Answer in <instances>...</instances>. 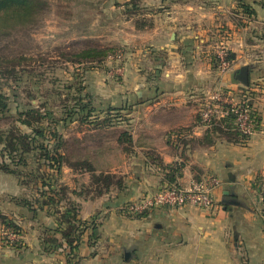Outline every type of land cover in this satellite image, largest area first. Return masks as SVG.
I'll return each instance as SVG.
<instances>
[{
	"label": "crops",
	"instance_id": "0c3cea01",
	"mask_svg": "<svg viewBox=\"0 0 264 264\" xmlns=\"http://www.w3.org/2000/svg\"><path fill=\"white\" fill-rule=\"evenodd\" d=\"M147 5L158 8L149 23L138 28L123 17L128 27L116 39L142 52L144 65L126 55L119 83H103L99 94L86 90L90 99L118 108L114 143L101 148L105 138L94 140V130L81 129L73 137L74 153L50 179L52 200L42 194L30 209L0 205L22 234L17 247L0 241V264H264V219L257 206L264 198V0ZM221 48L232 54L225 72L215 65ZM243 64L250 65L246 86L230 77ZM216 89L247 98L259 117L258 127L240 142L206 137L209 125L200 108ZM92 145L89 156L78 157V149ZM80 159L97 172L120 176L123 186L111 183L97 192L91 172L76 170ZM168 166L178 168L181 186L215 177L214 205L125 210L128 202L169 185ZM2 173L0 178L11 175ZM17 192L20 187L12 195ZM73 209L86 223L70 247L62 230L73 222Z\"/></svg>",
	"mask_w": 264,
	"mask_h": 264
},
{
	"label": "rangeland",
	"instance_id": "374dc122",
	"mask_svg": "<svg viewBox=\"0 0 264 264\" xmlns=\"http://www.w3.org/2000/svg\"><path fill=\"white\" fill-rule=\"evenodd\" d=\"M42 1L44 4H42L41 12L37 17L8 29V32L0 36V57L6 58L0 60V69L12 67L14 71H17L15 77L18 78V80H14L13 73L0 74V91L7 96L9 108L6 114L0 112V131L7 132L12 125H16L22 132L30 133V127L18 123L15 118H17V111L32 106L39 108L42 113L49 111V118L50 116L53 119L64 117L66 113L63 110L75 105L77 98L87 97L86 90L98 91L97 94H99L101 92L99 86H102L103 83L106 85L119 83L121 74L118 69L125 66L124 63L129 62L127 59L129 56L131 60L139 58L142 64L146 61L142 60L144 58L142 52L126 44H116V42L120 38L119 34L124 33L128 27L123 17L126 19L138 17L142 25L149 23L148 18L152 17L151 14L157 12L158 8L154 9L148 6L147 0L141 1L140 9L135 11L133 16H130V13L126 14L125 7L121 4H114L115 1L122 3L123 0ZM134 21L135 19H132L133 24ZM88 45L111 47L115 49L116 54H112L98 63H77L70 60L74 52ZM133 52H136L137 55H134ZM118 53H122L120 58L116 57ZM215 59L218 60L217 52ZM29 69L31 70L29 71ZM216 69L219 70L217 66ZM112 91L114 90L112 89ZM230 91L235 93V97L242 98L239 93ZM90 100L97 109L82 122L76 118L73 120L66 119L60 121L56 126L45 118L37 123V126L41 128L60 132L64 139L60 152L64 155L65 161L68 157L67 153H74L76 142L73 137L81 129L94 130L95 132L91 134L94 136L92 138L94 140L105 138L108 142L101 144V148L110 147L114 143L113 139L117 131L114 128L121 125L118 124L121 120L116 116V110L106 112L107 107L105 105L93 100V98ZM106 115L111 116L110 124L102 125L100 122ZM205 125L208 126V123ZM94 148L92 145L86 151L78 149L76 153L79 152L77 155L82 158L85 152L87 155ZM38 154L39 152L36 151L26 156L27 165L17 167L20 171L19 176L14 174L7 176L5 174L0 178L1 206L5 205L7 209L9 205L25 206L16 200L26 202L28 200L29 206L26 207L30 209L31 206L37 205L36 199L39 195L42 196L44 191L50 192L51 185L49 183L52 184L50 179L59 174L61 166L59 171L55 167L51 168L50 171H45L43 164L45 160L43 158L38 160L34 157ZM95 154L92 156L95 157ZM7 161L9 160L7 159ZM82 161L84 160L76 161L80 162L76 163V170L80 172L87 170L92 175L102 172H97L93 165L89 166ZM0 175L4 174L0 172ZM171 184L179 185L176 181ZM19 187L20 193L17 192V195H12L13 191L19 190ZM43 196L48 197L45 194ZM129 203L125 204V210ZM0 211L3 212L1 209ZM9 220L11 222L8 221L9 225L5 226L0 222V241L6 246H11L12 243L10 242L19 239L22 243L21 231L19 233L14 232L16 228L20 227L18 222L15 218H9ZM10 231L16 233L18 238L9 239L6 232Z\"/></svg>",
	"mask_w": 264,
	"mask_h": 264
},
{
	"label": "trees",
	"instance_id": "16d2710c",
	"mask_svg": "<svg viewBox=\"0 0 264 264\" xmlns=\"http://www.w3.org/2000/svg\"><path fill=\"white\" fill-rule=\"evenodd\" d=\"M141 1L142 0H123L122 3H119V1H115L114 4H121L125 7L126 14L130 13L129 15L133 16L134 12L140 9ZM42 4H44L42 0H0V36L4 35L5 32H8V29L18 24L29 22L33 17H37L41 12ZM128 18L135 19L134 24L136 27L140 28L142 26L138 17ZM115 52V49H112L111 47L88 45L80 49L79 51L74 52L70 60L77 63H98L105 58L110 57L112 54H116ZM5 59L6 58L4 57H0V60ZM225 59L231 62L232 54H230L228 51H225ZM216 61H219V59H215V62ZM217 64L215 63L216 66ZM30 70L31 69H29V71ZM16 72L17 71H14L12 67H10L9 69H0L1 75H6V73H13L14 80H18V78L15 77ZM88 98V95L87 97L77 98L75 100L76 104L71 106L70 108H66V110H63L66 115L61 118L59 117V119H53V117L51 116L49 118V111H45L44 113H42L40 109L35 106L17 111V118H15V121H18V123L30 127L31 132H22L16 125H12L7 130V132L0 131V171L19 176L20 171L19 168L17 169V167H19V165H27L26 156L36 151H38L39 154L37 156H35V154L34 157H36V159L38 160L39 158H43L45 160V163H43L45 171H50V169L54 167L59 171V168L64 161V155L60 152V147L62 146L64 139L59 131L41 128L37 126V123L41 119L45 118L51 123H54L56 126L60 121H64L66 119L73 120L74 118H76L82 122L90 115H92L93 112L97 109V107H95L92 104L91 100ZM7 99V96L0 91V112H2L3 114H6V112L9 110ZM248 103L249 105H251L250 101H248ZM105 110L106 112L110 110H116V116H120L117 115L118 108L107 107V109ZM106 116L102 118L100 122L102 125L110 124L111 116ZM252 117L254 122L253 128L255 130L258 127L259 117L254 111H252ZM208 125L209 128L206 137H209L210 133H213L217 134L218 136H222L227 141L236 143L240 142V140L248 136L239 131L235 122L234 113L229 112L227 115L219 118L213 117L209 121ZM126 135L127 134L125 133V131L121 132V136L125 137ZM7 159L9 161H7ZM167 168L169 181L168 183L170 185V183L175 181L174 172H177L178 168L174 166H168ZM92 176L93 181L96 184L95 188L97 192H99L102 187H106L108 189V186L111 183L115 184L117 188H121L123 186L122 178L113 173L100 172L98 174L93 173ZM49 185L51 184L49 183ZM52 190L53 189H50L49 193L45 191L42 193L48 196L46 198L49 201L53 199L52 195H50V193H52ZM16 202L20 203L21 205L29 206L28 200L27 202L23 200H16ZM63 217H65L64 214ZM71 220H73V222ZM8 221H10L8 216L0 211V222L2 223V225H9ZM68 221L72 223L68 225L67 228L62 230V236L65 238L68 245L70 247H73L80 238L82 232L80 226L85 224L86 221L78 219L74 209L73 215H71ZM19 231V227L14 230V232L16 233H19ZM10 243H12L11 246L17 247L21 244V240H15Z\"/></svg>",
	"mask_w": 264,
	"mask_h": 264
},
{
	"label": "built area",
	"instance_id": "2783aa9c",
	"mask_svg": "<svg viewBox=\"0 0 264 264\" xmlns=\"http://www.w3.org/2000/svg\"><path fill=\"white\" fill-rule=\"evenodd\" d=\"M122 53L117 54L120 58ZM218 69L225 72L230 67V61L225 59V50L219 49ZM252 106L249 105L247 98H237L235 93L230 90L216 89L208 94L204 106L200 109L201 120L204 123L215 117H223L229 112L235 114L236 125L245 135L253 133L254 122L252 117ZM217 179L212 176H205L198 180H193L187 186L170 184L166 187L156 190L140 199L130 202L127 205L129 212H142L154 207L169 206L182 207L187 205H195L200 207H212L214 200L212 197V187L217 184ZM258 212L264 219V198L261 196L258 200ZM5 232V231H4ZM9 239H17L18 235L13 231L6 232Z\"/></svg>",
	"mask_w": 264,
	"mask_h": 264
},
{
	"label": "water",
	"instance_id": "95a60500",
	"mask_svg": "<svg viewBox=\"0 0 264 264\" xmlns=\"http://www.w3.org/2000/svg\"><path fill=\"white\" fill-rule=\"evenodd\" d=\"M249 64H243L239 68L235 69L231 74V81L233 83L241 84L243 86L248 85L249 78H248V70Z\"/></svg>",
	"mask_w": 264,
	"mask_h": 264
}]
</instances>
